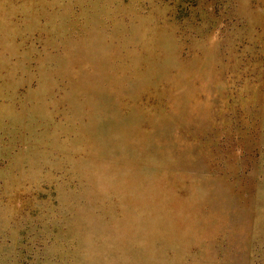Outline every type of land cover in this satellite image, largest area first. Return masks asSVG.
<instances>
[{"label":"rangeland","instance_id":"rangeland-1","mask_svg":"<svg viewBox=\"0 0 264 264\" xmlns=\"http://www.w3.org/2000/svg\"><path fill=\"white\" fill-rule=\"evenodd\" d=\"M0 264H264V0H0Z\"/></svg>","mask_w":264,"mask_h":264}]
</instances>
